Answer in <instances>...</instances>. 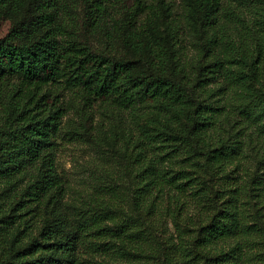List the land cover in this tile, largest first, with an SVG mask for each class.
<instances>
[{"label":"trees","instance_id":"1","mask_svg":"<svg viewBox=\"0 0 264 264\" xmlns=\"http://www.w3.org/2000/svg\"><path fill=\"white\" fill-rule=\"evenodd\" d=\"M124 2L81 0L77 32L65 0H0V27L7 11L23 12L0 30V264H125L141 250L129 242L135 219L119 214V193L89 217V208L71 216L64 207L58 137L79 104L87 118L144 105L160 112L161 130L137 138L149 164L132 206L156 218L162 198L179 205L185 263L238 264L264 238V101L258 115L251 103H228L244 83L264 97V0H193L195 55L171 0H134L133 54L116 56L93 37Z\"/></svg>","mask_w":264,"mask_h":264},{"label":"rangeland","instance_id":"2","mask_svg":"<svg viewBox=\"0 0 264 264\" xmlns=\"http://www.w3.org/2000/svg\"><path fill=\"white\" fill-rule=\"evenodd\" d=\"M171 2L173 20L175 19L185 31L190 55H195L193 47L197 30L194 2L193 0ZM65 4L63 8L65 18L75 31L80 32L81 0H65ZM133 5L134 0H125L121 8L105 16L94 32L95 48L116 56H132L131 44L135 42L139 30L133 28L134 24L128 27L126 14ZM22 13V9L7 11L3 15L0 30L7 31L10 23L18 19ZM125 27L128 28L125 30ZM262 37L264 42V34ZM66 97L69 99L71 95L68 94ZM262 101L264 97L249 87L248 83L231 88L228 95L230 106L251 103V109L256 115L262 109ZM70 107H73V101ZM79 108H82L80 104L69 110L63 123L64 130L58 137L60 146L57 165L60 175L66 182L64 207L67 212L75 216L79 211L89 208V217L92 212H96L98 200L107 201L113 198L115 193H119L125 198L123 212L119 214L135 219L130 220L132 222L129 242L137 243L141 249H137L138 254L129 258L125 264H166L167 256L171 255L174 256V261L169 264L175 262L195 264V261L185 263L182 255L176 253L177 243L184 237L176 227L178 225L181 229L185 221L178 218V211L175 208L179 205L173 199L162 198L164 203L156 213V218L153 213H149L150 210L137 211L132 206L133 193L138 188L137 177L149 164V159L143 163L140 161L142 158L139 157L137 138L144 132L151 138L161 130L163 123L158 120L160 112L144 105L134 111L115 110L106 114L98 112L87 118V112L78 110ZM253 133L263 134L259 124H255ZM146 147L150 151L154 145H149L147 141ZM228 249L227 245L223 248L224 251ZM194 256L195 253L192 257ZM238 264H264V238L258 243L250 241Z\"/></svg>","mask_w":264,"mask_h":264}]
</instances>
